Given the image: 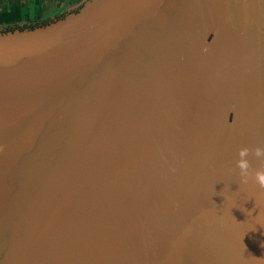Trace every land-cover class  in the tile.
<instances>
[{
	"label": "water",
	"instance_id": "1",
	"mask_svg": "<svg viewBox=\"0 0 264 264\" xmlns=\"http://www.w3.org/2000/svg\"><path fill=\"white\" fill-rule=\"evenodd\" d=\"M256 146L264 0L0 30V264H264V191L235 168Z\"/></svg>",
	"mask_w": 264,
	"mask_h": 264
},
{
	"label": "clouds",
	"instance_id": "2",
	"mask_svg": "<svg viewBox=\"0 0 264 264\" xmlns=\"http://www.w3.org/2000/svg\"><path fill=\"white\" fill-rule=\"evenodd\" d=\"M2 150L0 148V151ZM237 156L235 168L238 169L240 185L252 183L264 191V146L242 147L238 150ZM253 159L257 162L256 167H253Z\"/></svg>",
	"mask_w": 264,
	"mask_h": 264
},
{
	"label": "crops",
	"instance_id": "3",
	"mask_svg": "<svg viewBox=\"0 0 264 264\" xmlns=\"http://www.w3.org/2000/svg\"><path fill=\"white\" fill-rule=\"evenodd\" d=\"M42 2L43 0H0V24L38 20L44 12Z\"/></svg>",
	"mask_w": 264,
	"mask_h": 264
},
{
	"label": "flooded vegetation",
	"instance_id": "4",
	"mask_svg": "<svg viewBox=\"0 0 264 264\" xmlns=\"http://www.w3.org/2000/svg\"><path fill=\"white\" fill-rule=\"evenodd\" d=\"M67 1L69 0H63L58 6H55V7H51L50 6V9L49 11H44L43 13H41V16H43V14H46L44 17H42V19H38L37 21H33V20H29L28 22H23L21 24H18V25H0V30L4 29L5 27L7 26H18V27H26L30 24H34V23H38V22H47V21H50L52 19H55L67 12H70L74 9H76V7L78 6L79 2L77 3H67ZM40 16V17H41Z\"/></svg>",
	"mask_w": 264,
	"mask_h": 264
},
{
	"label": "rangeland",
	"instance_id": "5",
	"mask_svg": "<svg viewBox=\"0 0 264 264\" xmlns=\"http://www.w3.org/2000/svg\"><path fill=\"white\" fill-rule=\"evenodd\" d=\"M63 0H43V7H44V11H49L50 6L52 5H56L58 6ZM52 4V5H51ZM46 14H43V16L40 17V19H42V17H44ZM29 21V20H28ZM28 21H15V22H11V23H5V25H18L21 24L23 22H28ZM33 21H37V20H33ZM0 25H4V24H0Z\"/></svg>",
	"mask_w": 264,
	"mask_h": 264
},
{
	"label": "trees",
	"instance_id": "6",
	"mask_svg": "<svg viewBox=\"0 0 264 264\" xmlns=\"http://www.w3.org/2000/svg\"><path fill=\"white\" fill-rule=\"evenodd\" d=\"M79 1H80V0H69V1H67V3H77V2H79ZM44 22H45V21H44ZM44 22H38V23L30 24V25H28V26H26V27L7 26V27H5V28L2 29V30H12V29H16V28H18V29H22V28H30V27H33V26L39 25V24L44 23Z\"/></svg>",
	"mask_w": 264,
	"mask_h": 264
}]
</instances>
